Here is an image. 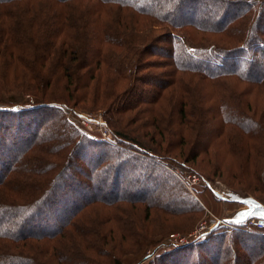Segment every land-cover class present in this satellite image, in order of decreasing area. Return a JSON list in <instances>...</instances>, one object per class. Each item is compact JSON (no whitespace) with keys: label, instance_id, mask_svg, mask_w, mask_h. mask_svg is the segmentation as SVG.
<instances>
[{"label":"rangeland","instance_id":"1","mask_svg":"<svg viewBox=\"0 0 264 264\" xmlns=\"http://www.w3.org/2000/svg\"><path fill=\"white\" fill-rule=\"evenodd\" d=\"M205 1L209 2V7H201L195 16L189 15L188 18L199 20L205 14L212 21H216L222 14V6L231 5L230 9L236 11V18L231 21L233 30L205 33L196 27H183L176 28V31L187 36L192 41V46L200 43L214 44L218 50H228L219 55L239 54L242 55L241 59L258 57L259 53H255L254 49L256 40L252 45L243 33L262 34L264 0L253 1L256 4L254 13L250 10L243 13L244 8L240 6L245 0ZM68 2L71 4L64 10L46 6L45 3L33 9H39L35 15L49 17L44 23L46 25L54 14L57 21L67 18L69 21L66 22V27L55 30V35L62 37L66 33L69 40L79 43L82 40L89 43V47L81 51L68 50L69 54L65 55L62 48L54 51L53 47L48 48L45 45L43 53L47 59L40 62L44 64L43 72L41 71L44 75L43 83H34L40 86V90L36 92L39 95L36 97L40 101L39 104H44V107L20 117L8 116V120L0 118L14 125L6 127L0 135L5 136L3 134L5 131L13 134L16 129L15 123L19 119L23 122L27 117H33L35 121L38 118V122L42 124L39 127V140L47 143L51 133L55 137L58 136V128L62 124L59 115L51 110L48 104L65 102L63 104L71 106L59 107L65 113L66 121L80 135L93 137L99 144H84L80 152L76 150V155L70 159L73 168L65 170L66 175L62 176L63 185L69 184L73 188L80 185L83 188L79 194H85L87 191L90 194L85 197L95 196L97 201L74 217L73 211L79 209L80 203L71 208L66 206L72 198H77L78 192L74 190L75 192L64 193L61 204L54 207V211L45 210L43 222L33 226L38 229L32 230L28 226L24 230L28 232V238L23 243L16 242L15 245L18 243L19 246L8 248L9 250L5 247L0 248L5 252L1 255L8 254L6 258L8 264H142L144 257L154 258L159 249H162L159 246L163 243L183 246L197 240L204 241L207 236H211L214 229H219L216 230L219 231L216 238L211 236L210 240L184 247L180 252L168 257L156 258L154 261L151 260L152 263L202 264L207 261L212 264L210 260L212 254L218 255L221 262L230 259L231 263L233 253L236 254L238 250L239 257L234 264H242L240 256L248 257L251 251H254L250 247H255L258 254L264 252V226L254 229L246 224V220L251 217L264 219V82L254 84L230 76L218 79L217 81L221 83L216 90L215 82L199 74L174 69L170 51V32L174 29L172 26L168 27L157 18L131 7L106 4L101 6L102 9H97V0ZM135 3L139 6L146 5L149 0H135ZM172 5L173 3L168 0L159 1V6L164 11ZM148 10L150 11L149 8ZM15 17L20 18L19 15ZM227 23H230V20H227ZM11 24V31L19 33L22 26ZM40 28L41 32L49 33L45 27ZM104 34L108 37L106 39L108 44L103 39ZM260 38L263 42L264 33ZM52 43L57 46L60 39H55ZM258 44L260 46L261 42ZM34 48L37 47L31 42L26 47L27 53L19 58V61L24 60L28 64L33 62L35 56L33 54L36 52ZM259 49L264 51V46L261 45ZM9 51L0 52V61H8L7 66L0 68V73L8 77V91H0L2 105L7 104L8 108L11 104L19 105L26 100H34V95L20 93L19 88L21 89L25 83L14 80V77L21 66L15 56L10 58ZM67 59L70 62L66 67L59 65V60ZM260 61L261 67L264 68V61L261 59ZM112 63L120 65L119 73L114 69L115 65L112 67ZM211 65L215 66V63ZM241 66L237 68L240 69ZM70 78L73 79V84L70 83ZM180 83L186 87L183 100L184 104L187 103L185 113H181L176 104L175 109L171 107L177 96L169 94L170 90L177 89ZM221 94L227 96L226 105L232 104L234 108L236 107L237 112L235 111L234 115L243 122L245 132L239 128L240 122L231 123L230 118L222 116L218 104ZM166 100H170L171 106ZM198 112H202L208 122L201 129L195 124ZM82 114L100 119L109 131L112 142L103 140L95 124L83 125L79 118ZM157 116L162 117L161 123H157V126L161 124L162 129L169 127L171 133L161 142L157 128L151 126V120ZM32 128L33 126L27 128L21 126L20 129L27 132ZM114 132L129 139L136 138L145 144L146 147L142 148L148 152L133 147L136 145L134 141L131 142L133 146L119 142L113 136ZM0 142L11 143V139H2ZM13 142L15 146L8 143V154H15L18 157L23 153L21 146L25 141L20 144L19 140ZM243 147H251V150L247 153L242 152ZM38 152L37 156L40 157L44 150ZM152 153L159 156L154 157ZM8 154L3 155L6 157ZM190 155L191 160L185 162L184 158ZM59 161L60 159L56 158L53 162ZM154 161L164 163L165 169L175 179H179L193 199L199 203L200 213L195 211L188 214L171 213L167 205L161 210L156 203H148L151 199L149 197L144 201L132 198L126 200L123 198V192L126 190L115 198L111 189L101 190L100 183H95L98 179L104 181V178H107L108 186L112 185L113 176L105 175L104 168L111 165L114 168L115 163L119 162L121 169L125 171L123 186H128L131 191L137 187L136 190L139 189L142 193L147 189L144 195L149 194L152 197L154 194L151 193L157 192L160 187H163L161 192H165L166 187L171 188L170 180L161 174L160 169L159 171L155 168L150 169L149 162ZM143 164L149 166L151 172H157L158 182L151 180L146 185L142 183L144 180H141L135 171L141 169ZM59 166L56 165V170ZM11 176L8 179V186L12 184L13 178L18 180L17 185H12L13 191L8 189L5 192L3 190L6 189L3 188H8L7 184H0V206L8 203V209H14L13 212L18 217L12 220L19 225L25 219L28 220L25 211L30 207L28 204L31 200L29 193L21 189L20 180L31 175H19L14 172ZM87 177L90 178L89 181ZM43 180V177L33 175L30 183L36 184L35 188L38 189L36 194L43 190L41 186ZM162 195L164 193L156 194L160 199L163 198ZM84 201L85 199L82 203ZM176 201L183 203L184 199L177 195ZM149 205H151L149 211H146ZM62 208L65 212H62ZM69 219L74 221L66 228ZM7 224L10 228L15 226L9 220ZM256 230L260 231L255 232ZM52 231H55L54 234L49 235ZM221 233L226 235L220 236ZM231 237L235 241L233 244H229L232 241ZM94 243L96 246H92ZM243 248L244 251L241 250ZM261 258L262 256L259 257L260 260Z\"/></svg>","mask_w":264,"mask_h":264},{"label":"trees","instance_id":"2","mask_svg":"<svg viewBox=\"0 0 264 264\" xmlns=\"http://www.w3.org/2000/svg\"><path fill=\"white\" fill-rule=\"evenodd\" d=\"M70 0H0V52L3 50H10L8 53H10V58H14V56L18 60V64H20L21 68L18 70V73H16L14 80H19L22 84L25 83L24 86H21L22 88L19 90L21 91V94H31L34 95V100H26L23 102V104L19 105H9L11 106L8 108V105H2V101L0 99V118L8 120V116H16L20 117L26 113L39 110L40 108L44 107V104H39L40 101H38V92L40 90V86H36V84H42L44 75H42L41 71L44 68V64L40 63L46 60V55L43 53L44 46L47 45L48 48L53 47L54 51L58 48H62L65 55H68L70 51H81L85 50L89 47V43H85L81 40V42H74V40H69L68 34H64L62 37L55 35V30H59L62 27H66V22L69 21L67 18H64L63 20H56L57 17L54 14L51 17V21L46 25L44 24L48 18H44L43 16H37L35 15V12L38 11L37 9H33L35 6L42 5L45 3L46 6L53 7L55 6L57 9H65V7L69 3ZM97 9H102L101 6H104L106 4L108 5H118L120 7H127V8H133L136 9L139 12H144V14L155 17L158 19L159 22H164L168 25V27L174 28L170 32V51H171V57L172 62L171 64L174 65V69L176 71L184 72V73H194L199 74L200 76H203L204 78H207L214 83V87L216 90H218V87L220 85V81L217 80L220 78L235 76L237 78L243 79V81H247L254 84H262L264 82V68L261 67V61H264V51L263 49H259V47L262 45L264 46V41H260V36L263 35L264 30H262L261 35H255L254 32H247L243 33V36L245 38L249 39L252 42L256 40L255 43V53H259L257 56H253L251 58H244L241 59L242 55H232V54H225V55H219L226 53L225 51L228 50H218L216 46L213 44H195L192 46V41L189 40L187 36H184L183 34H180L176 31V28H183V27H196L201 32H225L229 31L230 29L233 30V26L231 24V21L236 18V11H233L230 9L232 6L229 7L227 5L222 6V14L219 19L216 21H212L207 15H203L202 19L195 20L188 18L190 16H195V14L201 9V7H209V2L205 0H168L173 3L172 6H170L166 11H164L159 6L160 0H149V3L146 5H137L135 3V0H97ZM231 1V0H230ZM254 0H245L240 7L244 8L243 13L247 12L248 10L252 11L254 13L256 4L253 3ZM233 2V1H232ZM256 2V1H254ZM40 3V4H39ZM44 5V6H45ZM141 6H148V8H144ZM12 10V11H11ZM14 11V12H13ZM19 11V13L15 12ZM22 11V12H21ZM24 12V14H23ZM14 13V14H13ZM19 15L20 18H16L15 16ZM51 15V14H50ZM15 17V19H14ZM228 18V19H227ZM227 20H230V23H227ZM233 22V21H232ZM11 23L21 25L22 28L20 29L19 33L12 32L10 26ZM226 23V26H225ZM11 24V25H10ZM45 27V30L47 29V32H41V28ZM232 26V27H231ZM256 27L259 28V25L256 24ZM236 32V31H235ZM237 33V32H236ZM108 37L106 34L103 35V39H105V43L108 44L109 42L106 40ZM260 38V39H259ZM55 39H60L59 45H52ZM49 41V43H48ZM95 41V39H93ZM33 42V45H35L37 48H34L36 51L34 56L33 62H22L19 61V58H22L26 53L27 50L26 47L30 45V43ZM258 42H261V45L259 46ZM24 45V47H23ZM261 54V57L259 58V55ZM2 55V54H1ZM245 57V56H244ZM256 58V60H255ZM259 58V59H258ZM13 61H10L12 63ZM70 62L67 60H59V65L66 67L67 63ZM212 63H215L214 65H211ZM247 63V64H246ZM116 63H114L115 65ZM242 65L240 69H238V66ZM8 65V61H0V68H3L4 66ZM112 63V67L114 66ZM120 66V65H119ZM119 66L115 65V70L119 73ZM122 69V67H120ZM113 69V70H114ZM29 70V71H27ZM43 72V71H42ZM0 91L3 90V92L8 91V77L4 76L2 73H0ZM73 82V79L70 78V83ZM178 83V82H177ZM73 84V83H72ZM36 86V87H35ZM186 87L182 86V83H180V86L177 89H173V91L170 90L169 94H175L177 97L175 100H173V105L171 106L170 100H166V102L169 103V105L172 107V109H175V106L177 105V109L181 113H185V107L187 103H183V100L185 99V92ZM2 92L0 93V95ZM221 97L219 98V109L221 110L222 116H226L227 118H230V122L233 123V121L239 123L241 130L243 132L244 128L239 119V117L236 118V115H234L236 110V107L232 106V104L226 105V95L221 94ZM219 97V94H218ZM32 101V102H31ZM62 103H50L52 105H49V108L56 112L60 119L62 120L61 126H59L58 130V136L56 137L51 133L49 135V140L47 143L45 141H40L38 134H39V127L42 126L40 122H38V118H36V121L32 117H27L25 121L20 122V119L15 123L16 129L14 130L13 134H9L8 132H4L3 134L5 136L0 135V141L2 139H11V143L9 142H0V184L5 183L8 186V179L10 176L16 172L19 175L24 174L26 176L31 175L29 178H24L21 181L22 184V190L29 193L30 203L28 204L30 207L27 208L25 212H27V219L23 222H19L20 224H15V221L18 217L16 213H14V209L9 208L8 209V203L2 204L0 206V248L5 247L7 250L11 247L19 246L18 243L15 245L16 242L23 243L26 238H28L27 233L24 230L28 226L31 227L32 230L38 229L33 228L38 222H43L42 219H44V212H50L54 211V207L58 206L62 202V197L64 193L77 191L78 195L77 198H72V201L69 203L67 208H71L74 205H80L78 206L79 209L76 211H73L75 213L74 217L83 209H85L88 205H91L93 203H96V198L94 197H85L88 196L90 193L87 191L84 193H80L82 191V188L80 185H77L76 188L70 187V185H63V175L65 170H69L72 167V163L70 159L76 155V150L80 152V150L84 147V144H99L95 138L93 137H85L83 135H80L76 129H74L65 119V113L59 108L60 106L64 105L66 107H71L67 104ZM230 103V102H228ZM176 104V105H175ZM227 107H226V106ZM47 106V107H48ZM199 115L196 116V126L200 129L203 125H207L208 122L206 121V118L204 119V114L202 112H198ZM233 118V119H232ZM162 117L157 116L154 117L151 122V126L156 127L158 130V136L160 137V142L164 141L166 136H169L171 133L169 131V127L167 128H160V125L157 126V123H161ZM34 123V124H33ZM10 125L14 126L13 123H8L6 121L0 120V132L2 130H6V127H9ZM23 127H31V131H24L21 128ZM20 127V128H17ZM243 128V129H242ZM172 131V130H171ZM202 132V130H201ZM29 133V134H28ZM28 135V137H26ZM113 136L117 138V140L121 143L130 144L133 146L131 142H136V145L134 144L133 147L138 148L142 151H147L144 148L146 147L145 144L135 139H129L125 135H122L120 133L114 132ZM28 138V139H27ZM18 141L19 144L22 141H25V144L21 146L22 148V154H19V156H15V154H8V143L11 144V146H15V142ZM127 140V141H126ZM39 141V142H38ZM129 141V142H128ZM48 144V145H46ZM44 145V146H43ZM138 145V146H137ZM82 146V148H81ZM144 147V148H142ZM250 148V149H249ZM25 149V151H24ZM44 150V153L42 156L38 157L37 153L39 150ZM119 149V148H118ZM153 150V149H152ZM251 150V147H243L242 152H249ZM154 151V150H153ZM148 152V151H147ZM167 152V151H166ZM39 153V152H38ZM3 154H8L6 157ZM153 154V153H152ZM154 157H158L159 155L153 154ZM191 157L188 156L184 158L185 162H189ZM60 159L59 163L53 162L54 159ZM175 160V158H174ZM194 161V159H192ZM151 165L150 169H154L162 172L161 174L165 176V178L169 179L171 184V188L166 187L165 192H161V189L163 187H160L157 189V192L151 193L154 194L152 198L149 194H145V191L147 189H144V193L140 192V190H136L137 187L133 188L134 191H131L128 186H123V177L125 176V171L121 169L120 163L116 162L114 168L113 165L110 167L104 168L105 175L107 174L108 177L111 175L113 176L114 183L110 186H108V179L104 178V181L102 179H98L95 181V183H98L100 185L101 190L102 189H108L112 190V195L116 198L117 195L120 194V192L126 190L123 192V198L128 199H138L144 201L145 198H151L148 203H156L159 207V209H165V206L170 210L171 213H181V214H188L192 212L200 213L201 208L199 206V203L193 199L191 194L184 188L183 184L179 181V179H175L173 175H171L166 169L164 163H157L149 162ZM185 165V163H181ZM56 165H60L56 170ZM144 165V164H143ZM141 167L138 171H135L137 173V176H140V179L144 180L142 182L144 185L148 184L151 180L159 181L158 177L156 175L157 172H151L152 170H149L148 167ZM146 168V169H145ZM60 170V172H59ZM56 171V172H55ZM59 172V173H57ZM50 173H53L50 175ZM55 173V174H54ZM33 175H36L38 177H43V190L36 194V184L30 183V181L33 179ZM50 175V177H48ZM66 175V174H65ZM64 175V176H65ZM16 176V175H15ZM12 177V176H11ZM88 181L90 178H88ZM106 179V180H105ZM138 179L139 181H141ZM16 178L12 180V184L8 186V188H3L6 190H3L5 192L8 191V189L12 190V185L15 186ZM94 181V179H93ZM7 182V183H6ZM92 183V182H89ZM156 184V183H155ZM24 185V186H23ZM64 186V188H63ZM21 187V186H20ZM66 191L64 192V190ZM68 189V190H67ZM13 191V190H12ZM74 191V192H75ZM155 191V190H154ZM1 192V190H0ZM90 192V191H89ZM96 192V191H94ZM134 192V193H133ZM10 193V192H9ZM87 193V194H86ZM98 193V192H97ZM117 193V194H116ZM157 193H164L163 198L157 197ZM3 194V193H2ZM16 195V194H15ZM177 195H180L184 202H177L176 198ZM85 197V198H84ZM101 198V196H100ZM107 198V197H106ZM106 198H102L105 200ZM122 198V197H121ZM122 198V199H123ZM128 198V199H127ZM85 199L84 203H82V200ZM11 200V199H10ZM101 200V199H99ZM146 200V199H145ZM149 199H147L148 201ZM163 201V202H162ZM12 202V201H11ZM10 203V202H9ZM65 206V205H64ZM151 205L146 207V211H149V207ZM161 207V208H160ZM14 208V207H13ZM157 208V207H156ZM179 208V209H176ZM25 210V209H24ZM46 210V211H45ZM168 210V209H166ZM62 212H65V209L62 208ZM194 212V213H195ZM72 213V216H73ZM20 218V217H19ZM13 219V220H12ZM8 220L11 222V224L15 225L12 228L8 227ZM72 220V219H71ZM72 221L66 223V228L70 226ZM18 223V222H16ZM127 228V227H125ZM252 228V227H251ZM58 229V228H57ZM56 229V230H57ZM60 229V228H59ZM58 229V230H59ZM57 230V231H58ZM61 230V229H60ZM130 229L128 228V231ZM219 230V229H216ZM215 229L212 231L211 236L215 237L218 235L219 231H216ZM262 230V229H261ZM260 230H256L255 232H258ZM55 232V231H54ZM54 232H49V235L54 234ZM131 232V231H129ZM242 232V231H241ZM31 233V232H29ZM132 233V232H131ZM143 233V232H142ZM235 234V233H233ZM230 234V235H233ZM241 234L242 233H237ZM256 234V233H255ZM214 235V236H213ZM225 233H221L220 236H225ZM254 235V234H253ZM210 236V235H209ZM206 237V241L210 240L211 236ZM236 237V235H233ZM232 236V237H233ZM230 237V236H228ZM230 238L232 240L229 242V244H233L235 241H233V238ZM204 241H193L186 245H171L169 243L161 244L159 247L162 249H159L156 256L152 259H148V256L144 257V262L142 264H153L151 260H155L156 258H165L168 257L174 253L180 252L184 247L192 246V245H198L199 243H203ZM19 243V244H21ZM22 246V244H21ZM92 246H96V243L92 244ZM163 246H165L163 248ZM91 247V246H90ZM245 248L241 249L244 251ZM251 255L248 257L244 256L241 257L242 264H264V252H260L258 254L255 252V247H250ZM262 249V248H260ZM259 249V250H260ZM156 250V249H155ZM153 250V251H155ZM236 252V251H235ZM1 253H5L4 251L0 250V264H4V262H7L8 264V254L1 255ZM239 252L237 250L236 254L233 253V259L230 263V259L224 262L220 261V258L216 254L210 255V260L213 262L212 264H234V261L237 262V257H239ZM216 255V257H214ZM262 256L261 260L259 257ZM235 258V259H234ZM219 259V260H215ZM225 260V259H224ZM203 261V260H202ZM206 262V263H205ZM202 264H210V262L205 261ZM140 263V262H139ZM171 264V263H170ZM201 264V263H200ZM241 264V263H240Z\"/></svg>","mask_w":264,"mask_h":264},{"label":"built area","instance_id":"3","mask_svg":"<svg viewBox=\"0 0 264 264\" xmlns=\"http://www.w3.org/2000/svg\"><path fill=\"white\" fill-rule=\"evenodd\" d=\"M80 120L82 121L83 125H88V124H95L98 127V130L100 131V134L103 138L108 143H111V135L109 131L105 128L103 123L101 122L100 119L93 118L91 115H86L82 114L81 116L79 115ZM246 224L251 228L257 229V228H262L264 226V219H254V218H249L246 220ZM203 230L205 228H202ZM201 229V230H202Z\"/></svg>","mask_w":264,"mask_h":264}]
</instances>
